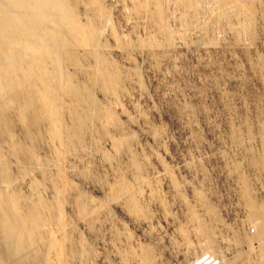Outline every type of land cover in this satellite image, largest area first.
<instances>
[{
  "label": "bare ground",
  "instance_id": "obj_1",
  "mask_svg": "<svg viewBox=\"0 0 264 264\" xmlns=\"http://www.w3.org/2000/svg\"><path fill=\"white\" fill-rule=\"evenodd\" d=\"M263 1L243 0L247 22H241L249 36L247 50L254 47L257 25L264 47ZM234 2L212 0L208 5L225 16L227 11H235ZM106 3L0 0V264H156L160 260L149 244L135 243L131 232L123 224L117 225L112 212L118 205L125 216L150 229L149 207L164 202L157 187L160 176L152 175L153 167L150 169L152 153L147 157L139 153L136 137L126 130L140 123L138 117L143 125L147 119L138 110L136 120L130 117L120 98L128 97L130 85L136 87L131 80L139 83L141 78L134 53L144 52L151 64L159 67L167 52L175 48V40L184 38L178 37L180 34L188 36L196 29L205 32L198 13V4L204 3L132 0L131 9L123 6L121 15L135 21L133 28L144 23L149 30L146 41L140 40L137 46L113 27L112 8ZM173 21L180 26L177 31L170 26ZM255 59L262 87L259 118L263 121L258 131L262 151L251 164L264 171V55ZM178 108L184 118L192 115L189 105ZM232 124L230 132L242 134L238 128L233 130ZM245 126L249 127L246 122ZM162 163L159 160L158 164ZM242 178L246 219L255 232L253 237L232 232L227 244L234 250L232 258L220 252L214 238L219 218L200 189L193 191L196 203L214 221H205L187 204V219L178 228L185 247L191 246L189 235L193 233L202 250L214 254L218 249L217 264H264V204L255 202L251 182ZM78 182L93 183L100 196L86 194ZM241 242H247V251L239 249ZM102 244L106 251L101 254L98 249Z\"/></svg>",
  "mask_w": 264,
  "mask_h": 264
},
{
  "label": "rangeland",
  "instance_id": "obj_2",
  "mask_svg": "<svg viewBox=\"0 0 264 264\" xmlns=\"http://www.w3.org/2000/svg\"><path fill=\"white\" fill-rule=\"evenodd\" d=\"M211 1L202 0L205 5L198 4V13L199 16L201 15L200 19L206 33H201L196 29V32L192 30L194 31L192 34L190 31L188 36L180 34L178 37L184 38H178L181 39L180 41L175 40V48L167 52L165 61L159 63L161 66L154 67L150 57L144 52L134 53L133 61L138 67L141 81L139 79V83H136V80H131L130 84L136 87L128 85V91H126L128 97L120 98L122 108L125 112L127 111L128 115H131L130 117L134 119L138 117V113H143L147 119L145 123L147 128L141 123L142 119L138 117L140 120L138 123L141 124L126 125V130L136 137V148L139 153H144L146 157L152 153V157L148 158L149 164L152 163L150 169L153 167L152 175L160 176H158L160 179L157 178L159 180L157 187L159 186L160 194L163 193L164 202H158L149 207L150 229L146 227L147 225L133 222L125 216L118 205L112 207V212L117 225L123 224L131 232L135 243H142L144 246L149 244L160 255V260L156 264H198L201 260L199 264H214L215 262L217 264L220 261L217 253L220 252L228 258L233 257L234 250L230 246L227 248L232 240V234L238 233L240 236L249 235L251 237L255 232V227L249 225L246 219L247 212L242 202L240 189L242 177L248 180V183L251 182L249 183L251 184L250 191L255 202L264 204V171L256 169L257 166L254 167L255 165L251 164L252 159L255 161L262 151L261 144H259L261 134H258L263 121V118H259L263 109L262 87H260L261 83L255 65V57L264 55L260 28L259 25L256 26L257 35L254 47L247 50L249 36L246 32V24L242 23L246 21L243 0L234 2V6L236 4L237 6L234 7L233 13H238L239 17L227 11L226 18L219 14L214 5H208ZM105 5L112 8L111 22L113 24H111L115 26L114 28L117 27V32L121 36H127L133 43L137 42L135 46L141 43L140 40L146 41L149 30L144 28V23L140 24L139 29H135L136 26L134 28L132 26L135 21L124 19L123 13L121 15L120 10L123 6L127 10L131 9L132 0H124V3L120 0H107ZM207 5L209 7H206ZM175 22H170V26L177 31L176 27L179 24ZM113 59L119 60L115 56ZM180 104H187L193 109L192 115L190 114L187 119L178 113L177 108ZM231 124L233 130L238 128L243 135L233 132L232 134ZM144 131H148L147 134ZM154 134L157 136H152ZM157 137L161 140H157ZM137 143H140L138 145L141 148ZM154 152L156 155L153 154ZM158 159L165 165L163 167L166 172L165 170L163 172L162 164H158ZM60 170L71 172L65 169ZM150 176L151 174L145 177L149 179ZM78 183L82 190L87 192L86 194L92 195L91 197L100 196L93 183ZM159 183L162 184L161 187ZM196 189L204 192L206 201L217 212L219 218L217 226L215 224L216 236L214 235V238L216 240H214L220 245L221 250L219 252L217 249L214 254L202 250L200 239L193 233L189 235L191 246L185 247L182 244L178 228L187 219L185 215L187 204L195 211L197 210L196 213L201 214L200 216L205 218V221H214L204 211L205 208L202 209V206L196 203V195H193L197 192ZM103 230L102 232L106 233ZM103 245L98 249L101 254L106 249V245ZM218 245L216 247L219 248ZM239 245L241 246H238L239 249L248 250L247 242H241ZM253 245L256 247L257 242L254 241ZM97 264L102 263L100 261Z\"/></svg>",
  "mask_w": 264,
  "mask_h": 264
}]
</instances>
